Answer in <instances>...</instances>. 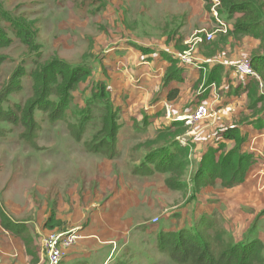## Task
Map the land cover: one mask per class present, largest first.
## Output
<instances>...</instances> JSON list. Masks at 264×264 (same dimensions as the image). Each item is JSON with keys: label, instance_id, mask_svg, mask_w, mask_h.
<instances>
[{"label": "rangeland", "instance_id": "obj_1", "mask_svg": "<svg viewBox=\"0 0 264 264\" xmlns=\"http://www.w3.org/2000/svg\"><path fill=\"white\" fill-rule=\"evenodd\" d=\"M2 1L5 11L13 15H19L21 19L31 21L32 31L34 32L33 38L41 45L42 56L37 57L35 51L30 52L28 47L15 38L10 30L11 25L4 22L2 25L5 27L6 34L13 39V42L10 46L0 49V55L6 56L5 61L0 66V88L18 65H22L28 73L36 57L40 61H44L49 57H57L70 64L88 63L93 65V70L89 68L90 76L77 82L71 93L72 100L65 111L69 114H71V111L76 110L88 113L89 118L81 142H77L70 133L68 123L73 122L70 115L67 117L65 115L63 119L53 122L48 119L47 111L35 112L38 125L33 143L26 142L24 138H21L22 129L18 125L6 126L10 130H5L4 133L0 134V209L3 210L10 221H23L25 223V228L18 234L14 231L5 230L0 225V238L5 233L3 231H8L10 240H22L25 247L27 246L26 243L29 244L30 241H34L33 249L27 246L28 250H26L30 255L31 263L48 264L47 251L44 248L43 241L51 235L69 232L68 229L62 230L59 227L60 230L49 232L43 237L41 242L42 257V254L37 252V239L35 237L34 240L30 238V230L27 226L30 225V228L35 229L36 233L37 228L42 232V229L49 228L45 226V223L52 214L55 218L54 225L61 226L63 221L57 218V213L67 218H69L67 215L69 214L73 216L74 220L76 208L91 215L92 211L100 206V199L102 201L108 200L120 192H129L130 195H137L138 192L145 196H147V193L149 194L150 208L147 212L150 219L157 218L158 221L156 223L152 222L148 226L150 234L145 239V243L136 245L131 240L126 249L120 254H115L106 264H182L181 262L176 263L170 258V249L165 248L163 250L157 245L158 234L162 231L177 232L184 229L192 232L199 230L206 236L208 235L210 241L214 243L215 247L212 250L214 256L217 255L219 250L217 246L221 244V241L217 238L230 244H243L252 239H260L257 226L254 225L243 231L234 222L235 229L234 227L231 228L232 231L225 229L224 223L220 220L223 219V215L226 213L221 209L222 206L212 212L218 216L214 219L216 224L212 222L214 226L206 223L209 222L211 214H206L204 209L199 207L196 211L193 210V203H196L195 198L199 197L201 201L198 200L197 205L203 204L202 207L204 208L212 201L211 199L223 196L221 193H227L228 187H223L221 180L213 175V182L206 178V180H202V186L193 190L190 179L199 165L200 159L195 160L194 154L187 144L183 146H186L187 149L185 156L188 160V169L185 176L180 178L186 181V189L169 188L165 182L169 174L162 175L160 173L152 180L150 187L148 186L150 190H143L146 189L145 183H147V180H143L144 182L136 181L132 178L127 179L124 175V172H129L130 162L140 160L141 153L144 152H139L140 148L137 144L149 138L143 137L147 132H144L140 125L135 128L133 124L132 132L134 134L130 136L128 135L130 131L127 126L128 120L121 121V132L116 143V149L119 153L113 158L107 157L106 154L89 153L82 145L83 141L91 139L102 126V115L105 110L102 108V101L92 96L99 87L98 84H95V80H101L104 83L105 91L111 99L108 81L111 82L114 78L111 74L113 70L107 64V61L106 64L103 60L100 62L103 56L99 47V40H102V43L109 42V38H112L115 33L121 38L131 39L132 34L134 38L138 39L137 43L139 44L147 41L146 38L150 35H160L164 26V22L161 23L163 16L160 15L158 10L161 6L158 3L160 0ZM177 1L181 3L188 2L194 13H199L203 4L207 11H204L203 8L202 14H210L209 17L213 19L211 24L209 21L205 23L207 28L196 30L189 35L187 31L181 29L185 24L179 23V20L180 22L184 21V17L182 15L177 16L176 30H178V34L181 35L182 39L177 41L176 48L180 51L181 58H191L197 54V48H202L204 44L215 41L219 44L218 56H226L227 59L232 57V65L235 67L242 59L250 60L252 52L258 49V43L251 51L246 49L247 45L244 46V38H241H253L249 35L239 36L238 38L232 36L234 39L229 43L227 42L226 37L230 35L229 28L232 27L235 20L226 21L225 13L221 14L222 17L220 16V0H218L219 2H214V0H175L172 4ZM166 4L167 2L164 5ZM172 9L167 7V11ZM180 9L184 11L187 6L183 5ZM213 10L217 12L216 16ZM166 17L172 19L169 15ZM220 17L226 24V28L222 29L226 31L217 27L219 25L217 19ZM167 29H169V24ZM207 34H211L212 38L208 39ZM186 35H189L188 38L183 40ZM97 36L98 38H96ZM142 38L144 40H140ZM159 38L156 37L155 39ZM235 46H237V49L233 48ZM257 52H260V49ZM157 68L153 69V74L156 82L159 83L160 78L156 74ZM146 70L149 71L147 67ZM25 75L20 78L22 88L9 96L8 103L4 102L2 104L4 109H7V107L12 108L11 104L14 102L23 104L31 96V80L29 76ZM255 80L259 81L258 92L260 93L262 91L261 79L259 77ZM127 85L135 86L137 83L133 78V82L127 83ZM114 86L116 87L115 84ZM125 91L127 90L123 89L121 94L119 90L115 91L119 96L111 99L115 103H124L125 107L121 109V113L128 112L129 109V104L126 102L129 96ZM249 101L251 103L252 100L249 99ZM142 102L148 103L149 101L143 99ZM257 109L258 107L253 110L254 114H259ZM159 113V116L164 115L161 110ZM168 113H171V110L168 111L167 109L165 116ZM208 118L200 121H206ZM192 123L184 124L185 130L180 137H191L189 131L193 125ZM145 129L147 130V128ZM136 195L132 198H135ZM225 197L228 198L229 196L226 194ZM81 219L84 220V218ZM25 234L26 237H29L26 242L23 239ZM92 264H101V262L99 258H95Z\"/></svg>", "mask_w": 264, "mask_h": 264}, {"label": "crops", "instance_id": "obj_2", "mask_svg": "<svg viewBox=\"0 0 264 264\" xmlns=\"http://www.w3.org/2000/svg\"><path fill=\"white\" fill-rule=\"evenodd\" d=\"M165 2H167L166 5H164ZM174 2L175 0H160L158 2L161 4L158 10L163 16L161 23L164 22L163 31L160 35H150L146 38L147 41L139 44L137 43L138 39L134 38L132 34L131 39L121 38L115 33L112 38H109V42L102 43V40H99V47L103 56V59L100 60H103L105 64L107 61L113 70L111 74L114 78L111 82L108 81L111 99L119 96L115 92L117 90L121 94L122 90L125 89L127 90L125 93L129 96L126 101L129 104L128 112L121 113V109L125 107L124 103H115L112 100L114 106L120 111L119 123L122 125L121 121L128 120L127 126L130 130L128 135L130 136L134 134L132 132L133 124L135 128L140 125V128L147 132L143 137L151 139L155 137L158 130L170 126L171 122L181 117L191 115L197 105L203 103L209 108L212 115L206 121L192 123L189 131L190 138L180 137V135L176 137L181 147L186 148L183 146L186 144L190 146L195 160H201L203 154L210 147H216L219 144L217 142L220 141L224 147L216 153L215 160H217L222 152L230 150L235 145L234 139L222 138L221 135L229 128L236 129L239 137L244 138L240 151L252 156V163L243 182L228 188L227 193H221L223 196L211 199L212 201L204 208L202 207L203 204L197 205V201L200 200L199 197L195 198L196 203H193V210L196 211L199 207L204 209L206 214H211L209 222H206L210 225L212 222L216 224L214 219L218 218L216 214L212 213L213 210L215 212L219 206H222L221 209L226 213L220 220L224 223L225 229L232 231L234 222L243 231L254 225L257 226L260 239L264 241V213H262L264 212V118L254 114V111L249 109V98L245 90L240 87V85L244 87V84L251 78L235 72L232 57L227 59L226 56H218L219 45L213 49L197 48V54L193 57L181 58L182 55H179L180 51L176 48L177 41L182 39L176 30L177 16L182 15L184 17V21L180 22L179 20V23L185 24L186 28L183 26L181 29L187 31L189 35L196 30L207 28L205 23L209 21L211 24L213 19L209 17L210 14H202L203 8L204 11L206 10L203 4L199 13H194L188 2L177 1L172 4ZM183 5L187 6L184 11L180 9ZM167 7L173 9L167 11ZM167 15L172 19H168ZM166 21L169 22L167 25ZM168 24L169 29L165 31V25L167 28ZM222 30L226 31L225 29ZM188 36L183 37V40ZM156 37L160 38L155 39ZM243 38L244 46L247 45L246 49L249 51L253 50L258 43L251 37H242L241 39ZM232 39H234L232 35L226 37L228 43ZM140 40H144V38ZM142 48L146 49L145 52L142 51ZM233 48L237 49V46ZM237 51L240 53L239 50ZM166 56L176 59L178 66L182 67L183 70L181 81L175 80L169 85L163 86L162 77L169 66ZM214 66H220L217 69L218 80L204 87V77ZM146 67L149 71L146 70ZM156 67H158L156 74L160 78L159 83L156 82L153 74V69ZM133 78L137 85L128 86L127 83L133 82ZM174 89L178 91L177 95L172 100H168V93ZM143 99L149 102L143 103ZM167 109L168 111L171 110V113L165 116ZM160 110L163 111L164 115L159 116ZM144 120L149 122L146 127L142 126ZM184 124L187 123L184 122ZM215 129L217 130L215 131ZM120 132L121 128L118 138ZM138 162V160L130 162L129 172H124V175L127 179L132 178L136 181L147 180L146 189L143 190H150V183L160 173L152 175L134 173V166ZM226 194L229 196L228 198L225 197ZM134 195H130L129 192H120L108 200L102 201L100 199V206H97L91 215L76 208L74 220L73 216L69 214L67 215L70 219L57 213V218L63 221L61 226L55 225L53 228H44L42 232L37 228L36 233L35 229L30 228L29 225L27 227L30 230V238L32 240L34 237L37 239V252L42 254L41 242L47 233L60 230L59 227L62 230L68 229L76 235V239L65 250L60 264H92L95 258H99L101 264H106L115 254H120L126 249L131 240L136 245H142L150 234L148 226L152 223V219L147 212L150 208L149 194L147 193L145 196L137 192L135 198H132ZM87 211L89 212V210ZM3 232L5 233L0 238V264H32L25 243L22 240L12 241L10 240V233L8 231ZM33 243L34 241H31L29 244L30 249H33Z\"/></svg>", "mask_w": 264, "mask_h": 264}, {"label": "trees", "instance_id": "obj_3", "mask_svg": "<svg viewBox=\"0 0 264 264\" xmlns=\"http://www.w3.org/2000/svg\"><path fill=\"white\" fill-rule=\"evenodd\" d=\"M3 1L0 0V49L11 45L13 39L6 34L4 22L11 25V31L24 46L28 47L30 52H36L37 57L41 55V45L37 43L33 36V26L28 19H21L19 15H13L3 9ZM219 13L226 15V21L235 20L230 29V35L235 38L239 36H252L258 41L260 52H252L250 62L252 68L261 79L262 91L258 92L259 81L255 79L248 80L244 87L251 103L249 109L255 110L256 114L264 118V0H220ZM210 13V12H209ZM222 17V16H221ZM221 17L219 18L221 20ZM169 23L166 21V25ZM164 30L167 31V28ZM219 44L215 41L204 44L206 49L215 48ZM146 49L142 48L145 52ZM33 62L31 70L27 73L24 67L17 66L9 75L6 82L0 88V134L5 130H10L9 125L19 126L22 129L21 138L26 142H34L37 121L35 112L47 111L49 120L55 122L63 119L66 115L71 116L73 122L68 123L71 135L77 142L82 141V135L88 122V113L80 110L71 111V114L65 112L68 104L72 100L71 93L77 82L90 76V69L93 65L88 63L70 64L62 58L49 57L44 61L38 58ZM169 61L163 77V86L169 85L172 81H181L182 67L178 66L176 59L166 56ZM6 56L0 55V66L5 61ZM101 62V60H100ZM220 66H214L206 73L203 86L206 87L212 82L218 80L217 69ZM29 76L31 80L32 94L23 104L14 102L12 108L4 109L3 103L9 100V96L22 88L21 77ZM98 84L96 92L92 95L102 101L104 112L102 115V126L92 136L91 139L83 141L82 145L86 151L92 154H106L113 158L117 155L118 134L121 128L119 123L120 111L114 106L110 96L105 91V85L101 80H95ZM178 91L171 90L167 98L172 100ZM92 97V98H93ZM90 101V100H89ZM264 120V119H263ZM2 124V125H1ZM5 124V125H3ZM149 124L144 120L143 127ZM184 121L175 120L170 126L158 130L154 138L146 139L138 143L141 153L139 163L134 166V173L152 175L154 173L169 174L165 179L169 188L186 189L187 183L181 180L188 169V160L185 156L187 149L181 147L177 141V136L184 132ZM222 138H231L235 140V145L228 151L222 152L217 160L215 155L223 149L224 144L220 141L217 146L210 147L203 154L199 165L193 172L190 181L193 190L202 186V180L206 178L213 182V175L221 180L223 187H233L245 178V174L252 163V156L240 151L243 137H239L236 129L229 128L221 135ZM264 213V212H262ZM54 215L52 214L46 221L45 226L53 228ZM0 225L8 231L21 233L25 228L23 221H10L6 214L0 209ZM210 226H214L210 224ZM199 230L189 231L180 229L177 232L162 231L159 232L157 245L165 250L170 249L169 256L176 263L182 264H264V241L256 238L246 243L230 244L225 240L217 238L221 244L217 246L218 253L213 255L214 243H212L205 234ZM23 239L29 240L26 234ZM27 244V243H26ZM31 244V241L29 242ZM27 244V246H29Z\"/></svg>", "mask_w": 264, "mask_h": 264}, {"label": "built area", "instance_id": "obj_4", "mask_svg": "<svg viewBox=\"0 0 264 264\" xmlns=\"http://www.w3.org/2000/svg\"><path fill=\"white\" fill-rule=\"evenodd\" d=\"M214 2H219L218 0H214ZM214 15H217V12L213 10ZM218 24L217 27L219 29L226 28L225 23L217 19ZM207 38L211 39V34H207ZM235 72L241 76L249 77L251 79L258 78L259 76L255 72V70L251 66V62L249 59H242L239 63H237L234 67ZM211 116L209 108L205 104H198L193 113L186 117H181L177 120H183L187 124H191L192 122L200 121L202 119L208 118ZM153 223H156L158 219H152ZM76 239V235L69 231L64 233H59L56 235H51L47 239L43 241L44 248L47 251L48 264H60L65 250L70 247Z\"/></svg>", "mask_w": 264, "mask_h": 264}]
</instances>
